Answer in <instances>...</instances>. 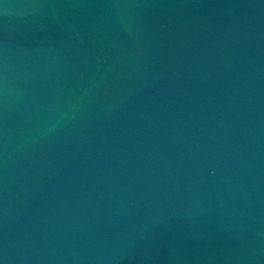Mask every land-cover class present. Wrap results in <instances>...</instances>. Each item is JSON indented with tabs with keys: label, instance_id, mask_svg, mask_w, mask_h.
Returning a JSON list of instances; mask_svg holds the SVG:
<instances>
[{
	"label": "water",
	"instance_id": "obj_1",
	"mask_svg": "<svg viewBox=\"0 0 264 264\" xmlns=\"http://www.w3.org/2000/svg\"><path fill=\"white\" fill-rule=\"evenodd\" d=\"M0 264H264V0H0Z\"/></svg>",
	"mask_w": 264,
	"mask_h": 264
}]
</instances>
